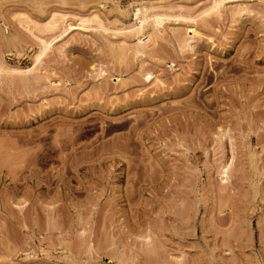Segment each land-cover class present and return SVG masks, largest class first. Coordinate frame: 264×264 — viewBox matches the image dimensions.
Returning a JSON list of instances; mask_svg holds the SVG:
<instances>
[{"label": "rangeland", "instance_id": "obj_1", "mask_svg": "<svg viewBox=\"0 0 264 264\" xmlns=\"http://www.w3.org/2000/svg\"><path fill=\"white\" fill-rule=\"evenodd\" d=\"M0 264H264V0H0Z\"/></svg>", "mask_w": 264, "mask_h": 264}, {"label": "bare ground", "instance_id": "obj_2", "mask_svg": "<svg viewBox=\"0 0 264 264\" xmlns=\"http://www.w3.org/2000/svg\"><path fill=\"white\" fill-rule=\"evenodd\" d=\"M216 3V2H215ZM142 9H143V7H142ZM148 8H146L145 10H147ZM153 9V8H152ZM148 11V10H147ZM154 13V12H153ZM156 13V12H155ZM135 16H136V19H138L139 20V25L137 26V27H134V28H132L131 30L129 29V31L132 33V34H134L135 36H137V38H138V40H139V43H141L142 45H146L145 43L146 42H148L147 40L150 38V36H151V34L152 33H150L149 31H146V25H147V23L149 22V20L151 19H149V17L144 13V11L142 12V10L140 9V8H137V11H136V13H135ZM61 20V19H60ZM152 20L156 23V24H162L164 21H165V19H164V17L162 16V15H159V14H157L156 13V15H154L153 14V16H152ZM57 21H59V20H57ZM55 23H58V22H53V25L52 26H55L56 24ZM68 24V23H67ZM67 24H64V25H67ZM63 25V24H62ZM69 25V24H68ZM67 25V26H68ZM84 26V25H83ZM67 28V27H66ZM64 31H65V29H64ZM130 33V34H131ZM147 39V40H146ZM145 40H146V42H145ZM51 44V43H50ZM43 45H46V46H48V44H46L45 42H44V44ZM44 49H46V48H44ZM43 51V50H42ZM42 53V52H41ZM38 54V53H37ZM39 55V54H38ZM38 55H36L35 54V56L34 57H36L37 58V56ZM41 55V54H40ZM39 55V56H40ZM43 55V54H42ZM38 56V57H39ZM35 59V58H34ZM39 59V58H38ZM38 59H36L37 60V62H39L38 61ZM40 59H41V56H40ZM34 65H35V63H34ZM32 66V67H35V66ZM27 68V67H26ZM34 69V68H33ZM27 70H30V68L29 69H27ZM31 71V70H30ZM29 71V72H30Z\"/></svg>", "mask_w": 264, "mask_h": 264}]
</instances>
